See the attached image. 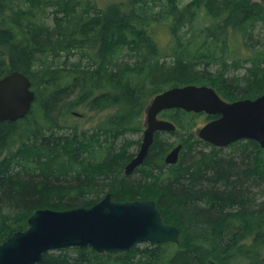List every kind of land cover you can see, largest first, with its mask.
Wrapping results in <instances>:
<instances>
[{
  "label": "trees",
  "instance_id": "obj_1",
  "mask_svg": "<svg viewBox=\"0 0 264 264\" xmlns=\"http://www.w3.org/2000/svg\"><path fill=\"white\" fill-rule=\"evenodd\" d=\"M199 19L205 24L196 27ZM152 22L166 27L164 46ZM262 29L264 3L256 0H115L103 8L94 0H0V78L20 72L35 94L25 118L0 121V244L26 230L38 209L90 207L109 192L113 201H154L163 222L179 229L178 243L61 249L39 264H264V203L250 197L264 185L256 142L231 144L245 159L236 161L189 132L202 114L163 111L178 143L154 141L139 175L117 177L133 156L124 157L130 142L122 135L141 130L150 97L184 85L212 87L228 102L264 93ZM84 100L89 110H117L79 135L69 114ZM177 144L178 161L167 166ZM201 144L210 152H197Z\"/></svg>",
  "mask_w": 264,
  "mask_h": 264
},
{
  "label": "water",
  "instance_id": "obj_2",
  "mask_svg": "<svg viewBox=\"0 0 264 264\" xmlns=\"http://www.w3.org/2000/svg\"><path fill=\"white\" fill-rule=\"evenodd\" d=\"M31 87L29 78L17 71L0 78L1 122H16L29 114L35 101ZM171 109L213 116L195 134L216 148L250 140L264 149V93L228 102L209 86L172 87L149 101L140 147L125 165V175L142 165L156 132L175 131L171 121L158 118L159 113ZM181 147L178 144L166 154V165L177 163ZM179 237L177 227L163 222L154 201H113L107 193L90 207L34 211L26 230L13 233L0 244V264H39L46 252L69 248L126 252L141 243H178Z\"/></svg>",
  "mask_w": 264,
  "mask_h": 264
},
{
  "label": "rangeland",
  "instance_id": "obj_3",
  "mask_svg": "<svg viewBox=\"0 0 264 264\" xmlns=\"http://www.w3.org/2000/svg\"><path fill=\"white\" fill-rule=\"evenodd\" d=\"M94 1L96 2L97 6L99 8H103L105 5H107L110 2H113L115 0H94ZM180 1L182 3H186L189 0H180ZM202 24H205V21L203 19H199L196 22L195 26L199 27ZM152 26L154 28L153 32L156 34V38L158 40L159 45L164 46L165 44H167L169 37L165 34L166 30L164 28H166V27H162V24L160 25L157 22H152ZM255 37H254V40H256ZM259 38L264 39V29H262V31L260 32ZM243 72H244V69H241L238 73L242 74ZM152 97H150L148 99V101H147L146 105L144 106V109L141 113V116L138 119L139 123H140L139 125L141 127V130L128 131L122 135L123 138H125L127 141L130 142V144L127 146V149L125 150V156L124 157H126L128 155H133L132 151L134 150L135 145H139L141 143L142 133L144 130L143 125H144V120H145V109L148 106L149 101L151 100ZM88 106H89V103L87 100H84L82 102L80 101L79 103L76 104L74 111H73V114H69V121L76 124L77 131H78L79 135H82L81 134L82 131H86L87 134L92 133L93 129L97 125H99V123L101 121H105L108 116L112 115L117 110L116 107H112V108L105 109V110H89ZM37 108H38V105L36 107H34V109H35L34 110V116L36 118H40L39 112H37L38 111ZM174 113H176V112H174V110H171V114H174ZM201 114H202L201 116L192 120V121H194L195 124L190 127L189 132H192L193 135L196 133L197 128L201 127L204 123H206L205 118H204V116H206V114H204V113H201ZM183 117H184L183 120L186 123L191 122L189 117H186V116H183ZM158 118L167 119L163 116V113H160L158 115ZM167 120H169V119H167ZM21 138H22L21 135H16L12 139V149L13 150H15L17 148V146L19 145V143L21 141ZM176 138H177V136L170 134V132H156L154 141L157 140V141H161V142H166L167 145H170V144L178 143V141H176ZM193 147L196 148L197 152H201L203 154L210 152V148L207 146H202V144L201 145H195ZM220 151L223 155L231 156L236 161L239 159L245 160L243 158V155L241 154V147H239V146L230 147V145H229L227 147L220 148ZM118 166H119V164L116 165V167H118ZM119 170H122V168L120 167ZM137 172L140 174L139 170ZM121 173H119V174H121ZM250 191H251L250 197H251L254 205H259V204L264 203V185H258V186H255L253 188H250ZM93 199H95V198H93ZM142 244H144V243H141L139 245H142ZM259 256H262L264 259V248L259 250ZM239 261H240V259L236 258V259H234L233 264H235V262L239 263ZM207 264H216V263L213 261H208Z\"/></svg>",
  "mask_w": 264,
  "mask_h": 264
},
{
  "label": "flooded vegetation",
  "instance_id": "obj_4",
  "mask_svg": "<svg viewBox=\"0 0 264 264\" xmlns=\"http://www.w3.org/2000/svg\"><path fill=\"white\" fill-rule=\"evenodd\" d=\"M152 82L154 83L155 80H153ZM150 87H151V83L148 81V86H145V87H143V88H144V89L147 88V90H150V89L152 88V87H151V88H150ZM149 88H150V89H149ZM169 89H170V88H169ZM158 94H159V93H158ZM143 126H144V125H143ZM143 129H144V127H143ZM143 129H142V130H143ZM155 134H156V133H155ZM154 138H155V136H154ZM151 146H152V145H151ZM139 147H140V144H139V145H135L134 150L132 151V154H133L132 158L137 154V152H138V150H139ZM165 156H166V155H165ZM165 156H164V158H165ZM132 158H131V159H132ZM131 159H130V160H131ZM130 160H129V161H130ZM129 161H128V162H129ZM144 161H145V159H144ZM128 162H127V163H128ZM127 163H126V164H127ZM164 163H165V162H164ZM126 164H124V166H123L122 173L119 174V175L117 176L118 179H122V178H124V177H128V176H137V175L139 174L137 171H138L139 168L144 164V162L142 163V165H140L139 167H137V168L134 170V172H133L132 174H130V175H125V174H124V167H125ZM174 165H175V164H174ZM167 166H170V165H167ZM107 193H109V192H107ZM107 193H106V194H107ZM110 194H111V193H110Z\"/></svg>",
  "mask_w": 264,
  "mask_h": 264
},
{
  "label": "bare ground",
  "instance_id": "obj_5",
  "mask_svg": "<svg viewBox=\"0 0 264 264\" xmlns=\"http://www.w3.org/2000/svg\"><path fill=\"white\" fill-rule=\"evenodd\" d=\"M148 76V75H147ZM142 77V76H141ZM148 78V77H147ZM154 84V83H153ZM144 85V84H143ZM153 86V85H152ZM151 90V89H150ZM92 142V141H91ZM92 146V145H91ZM91 150V149H90ZM61 153V152H60ZM86 153V152H85ZM89 155V154H88ZM100 189V188H99ZM90 190V189H89ZM96 191H97V189H96Z\"/></svg>",
  "mask_w": 264,
  "mask_h": 264
}]
</instances>
